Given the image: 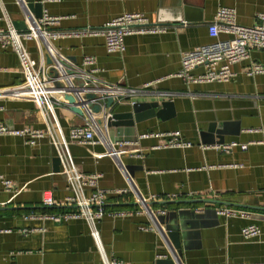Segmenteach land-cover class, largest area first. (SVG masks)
<instances>
[{
	"label": "crops",
	"instance_id": "0c3cea01",
	"mask_svg": "<svg viewBox=\"0 0 264 264\" xmlns=\"http://www.w3.org/2000/svg\"><path fill=\"white\" fill-rule=\"evenodd\" d=\"M30 1L40 2L42 11L61 17L53 27L60 31L97 29L127 12L143 13L152 23L165 26L162 32L125 36L123 53H109L100 35L67 36L52 41L61 58L78 66L85 56L95 58L91 93L114 95L107 116L128 111L137 101L171 102L168 113L163 111L162 117L145 118L132 125L107 126L101 112L89 109L91 102L82 97L85 91H65L77 96V107L83 110L79 114L71 111L67 100L59 99L54 90L62 132L68 137L70 129L85 125L89 116L98 122L95 137L101 129L111 142L129 141L143 148L142 158L124 153L120 159L135 188L143 196L155 197L149 201L153 202L151 206L165 210L156 214V220L166 231L176 233L183 264L264 262V130L260 129L264 127V74H245L250 62L264 63V52L254 50L249 59L232 64L230 68L236 76L228 82L186 83L176 76L182 51L214 40L208 33V25L219 6L234 8L238 23L252 25L257 13L264 12V0ZM1 2L7 19L12 23L23 21L15 0ZM5 25L0 9V27ZM228 37L225 33L218 36ZM26 47L34 59L48 66V76H52L53 62L41 55L37 44L28 41ZM202 72L203 68L197 67L192 74ZM21 80L16 53L0 45V123L13 128L45 129L31 100L6 92ZM73 81L69 77L61 83L70 86ZM110 85L126 92H112L107 89ZM160 108L159 104L156 110ZM223 120L238 121L240 125L238 135L224 136V143H238L228 152L215 149L212 145L216 143L204 144L200 138V132L209 123ZM173 130L179 131L190 146H164L168 137L163 133ZM242 143L247 144L244 150L240 148ZM105 149L100 141L69 144L81 171L100 173L99 187L108 191L107 210L134 207L130 193L118 196L111 192L127 188L128 183L114 159L100 155ZM56 157L48 136L30 144L25 137L0 135V264H102L84 219L56 223L25 217L30 212H45L41 203L44 191H51L58 206L70 194ZM2 178L11 180L20 191L15 194L5 191ZM167 195L174 197L165 199ZM195 198L216 202H160ZM199 205L203 208L196 211ZM220 205L246 214L220 216L215 211ZM144 224L147 218L143 214L112 217L105 213L97 222L105 254L121 259L124 264H157L158 259H171L166 243L155 231L141 229ZM248 224L257 225L260 234L244 239L240 231Z\"/></svg>",
	"mask_w": 264,
	"mask_h": 264
},
{
	"label": "built area",
	"instance_id": "2783aa9c",
	"mask_svg": "<svg viewBox=\"0 0 264 264\" xmlns=\"http://www.w3.org/2000/svg\"><path fill=\"white\" fill-rule=\"evenodd\" d=\"M15 1L22 11L23 21L26 25L25 29H16L13 26V23L7 19L5 8L0 0V9L6 19V25L0 27V45L2 48H11L16 53L22 73L21 82L7 89L6 92L16 98L31 100L45 123V129L13 128L0 123V135L25 137L30 144H34L38 138L48 136L60 160V173L63 175L67 183V189L70 191V194L64 199V204L59 206L70 205L72 207L68 210L56 212H30L25 217L51 220L56 223L77 218L84 219L101 255L102 264H124L121 259L108 257L103 251L99 242L97 222L105 213L112 217L143 214L147 218V224L142 225L140 228L155 231L169 248L170 256L174 263L183 264L178 251L174 248L167 235V231L156 220V214L164 213L165 210L163 208H154L147 204L155 197L153 195L143 196L135 188L127 168H125L120 159V155L124 153L142 158L144 156L143 148L129 141L111 142L101 129H98L99 134L95 137L98 125L94 118L89 116H87L88 120L85 125L71 128L68 137H66L62 132L56 114V101L58 102V100L55 101L54 98L58 99L56 95L60 90L64 92L67 90L71 91V85H73L74 81L70 83V86L68 84L63 85L64 88L61 89L54 88L52 77L48 76V66L34 59L26 47V42L28 41H34L37 44L41 55L50 59L53 62V66H51L55 67L60 73V82L73 77L75 80L81 78L86 85H91L93 82L92 72H94L92 65L95 63V58L93 56H85L80 66L71 63L59 56L52 45L53 40L67 36L100 35L109 53H123L125 50V36L162 32L165 30V26L152 23L143 13L127 12L110 19L97 29L85 27L60 31L53 27L59 23L61 17L51 15L46 10H43L41 16L36 18L27 7V0ZM208 33L210 37L214 38L212 42L180 53V70L176 73V76L182 78L186 83L228 82L236 76V73L230 68L232 64L249 59L250 53L254 50L264 52V12L257 13L256 21L252 25H242L237 21L234 8L219 6L208 25ZM220 33H225L229 37L219 39ZM64 65L70 67L74 73L66 77L63 71L65 69ZM197 67H202L203 72L196 75L192 74V71ZM245 74L248 76L264 74V63L250 62L245 69ZM107 89L118 94L126 92V90L117 87V85H110ZM54 90L56 92L55 97ZM260 129L264 130V127ZM163 134L168 137L164 146H190V143L184 140L177 130ZM97 141H100L106 147L100 155L112 157L128 183L127 188L114 189L111 192L118 196L130 193L136 203L134 207L107 210L105 202L108 191L99 187L100 173L92 172L86 174L75 163L69 150V144L71 142L94 144ZM262 143L264 144V141ZM236 145H238L236 141H231L212 146L217 150L228 152ZM246 147V143L240 144L242 150L246 149ZM2 185L7 192L15 194L20 191V188L16 187L9 179L2 178ZM173 197L174 195H167L165 199ZM41 203L44 206H58L50 190L44 191ZM202 208L199 205L195 207V210L201 211ZM215 211L216 214L223 217L246 214L242 210L226 205L216 206ZM240 232L244 239H250L258 236L260 229L255 224H248L243 226ZM225 264L243 263L227 262ZM253 264H264V262Z\"/></svg>",
	"mask_w": 264,
	"mask_h": 264
},
{
	"label": "water",
	"instance_id": "95a60500",
	"mask_svg": "<svg viewBox=\"0 0 264 264\" xmlns=\"http://www.w3.org/2000/svg\"><path fill=\"white\" fill-rule=\"evenodd\" d=\"M27 7L29 10L34 14L36 18H39L42 13V5L40 2L36 1H30L27 0ZM13 26L16 29H25L26 25L24 21L22 22H13ZM65 69L64 74L66 77L69 75H72L74 71L68 67L67 65H64ZM52 72V85L56 89L64 88L62 83L59 81L61 77L60 73L55 67H51ZM92 87L90 85H86L84 81L81 78H77L74 81V84L71 85V91L74 90H81L85 91L83 94V98L85 100H89L91 102L90 110L94 111L95 113H100L105 117V123L107 126H121V125H132L135 121H140L145 118L153 117V116H160L162 117V112L167 111L171 105V102L169 101H137L130 105V110L124 111V112H118V113H112L107 116L108 110L111 108V106L114 103V95L109 93H104L101 96H97L95 93H91ZM57 96L59 99L67 100V106L68 108L75 112L82 114L83 110L81 107H77L78 105V98L75 94L72 93H66L63 90H60V92L57 93ZM81 104V103H80ZM159 104L162 106V108L156 110V107L159 106ZM98 123V122H97ZM240 131V125L238 121H229V120H223V121H213L208 124L207 128L200 132V138L202 143L206 144H222L224 143V136L225 135H238ZM57 163H60L59 157H56ZM161 203H175V204H186V203H202V202H216L212 201L210 199H180V200H165L160 201ZM153 202H148L147 204L152 205ZM136 205V203H133ZM229 205L230 203H226ZM52 208L54 206H44V208ZM62 207V206H57ZM6 208H15V207H6ZM167 235L172 242V245L174 248L178 251L179 256L181 257V252L178 249L179 243H178V237L175 232H169L167 231ZM157 264H175L173 259H158L156 261Z\"/></svg>",
	"mask_w": 264,
	"mask_h": 264
},
{
	"label": "trees",
	"instance_id": "16d2710c",
	"mask_svg": "<svg viewBox=\"0 0 264 264\" xmlns=\"http://www.w3.org/2000/svg\"><path fill=\"white\" fill-rule=\"evenodd\" d=\"M67 207H53L52 209H45V212H56V211H64L67 210Z\"/></svg>",
	"mask_w": 264,
	"mask_h": 264
}]
</instances>
